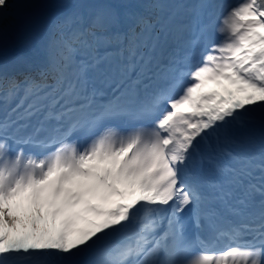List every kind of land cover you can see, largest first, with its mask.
<instances>
[{"label":"snow or ice","instance_id":"obj_1","mask_svg":"<svg viewBox=\"0 0 264 264\" xmlns=\"http://www.w3.org/2000/svg\"><path fill=\"white\" fill-rule=\"evenodd\" d=\"M12 27L0 264H264V0H0Z\"/></svg>","mask_w":264,"mask_h":264},{"label":"bare ground","instance_id":"obj_2","mask_svg":"<svg viewBox=\"0 0 264 264\" xmlns=\"http://www.w3.org/2000/svg\"><path fill=\"white\" fill-rule=\"evenodd\" d=\"M26 45L23 43L20 32L18 27H12L8 30L7 34L3 37L2 41H0V49L3 48H13V49H24ZM208 91L214 90V88L210 87L209 89H206ZM215 91H222L215 90Z\"/></svg>","mask_w":264,"mask_h":264},{"label":"rangeland","instance_id":"obj_3","mask_svg":"<svg viewBox=\"0 0 264 264\" xmlns=\"http://www.w3.org/2000/svg\"><path fill=\"white\" fill-rule=\"evenodd\" d=\"M32 2L37 4V5H42L45 3L53 2V0H32Z\"/></svg>","mask_w":264,"mask_h":264}]
</instances>
